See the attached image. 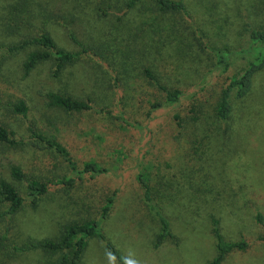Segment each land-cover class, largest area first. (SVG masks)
Returning <instances> with one entry per match:
<instances>
[{
    "label": "rangeland",
    "instance_id": "rangeland-1",
    "mask_svg": "<svg viewBox=\"0 0 264 264\" xmlns=\"http://www.w3.org/2000/svg\"><path fill=\"white\" fill-rule=\"evenodd\" d=\"M44 1H52L54 16H59L64 0ZM103 1L93 0L83 9L86 26L79 25L80 31L75 28L78 41H86L91 36L107 39L106 32L115 23V17L114 14H103V10H107ZM16 2L0 0V10L4 5ZM185 4L189 16L181 31L189 40H192V34L200 33L205 38L204 42L215 49H237L243 45L245 15L256 25L264 22V17L253 12L251 0H185ZM65 7L71 8L70 5ZM71 14L73 12L69 11L68 17ZM146 14L144 21L149 26L155 20L150 12ZM121 15L137 21L133 14ZM43 22L42 17L34 20L33 35L43 29ZM125 24L121 22L124 27ZM3 25L1 22L0 59L10 41L24 38V32L22 35L7 34ZM148 26L145 27L148 29ZM48 29L60 44L74 48L72 39L56 22L51 21ZM167 34L168 31H164V38L158 37L161 42L167 40L166 44L169 42ZM164 43L160 45H166ZM166 46L172 49L171 45ZM168 47L162 48L163 55H166L164 62L160 59L158 62L170 71L171 67L166 66L174 60L167 61L173 51L167 54ZM24 55L25 52L20 50L17 55L7 58L0 68V118L17 142L14 147H0V180L15 182L11 176L14 166L20 167L30 179L43 177L57 181L70 174L62 157L40 148L30 138L29 127L56 138L69 149L78 164L95 162L109 170L110 175L98 181L97 186L94 182L86 184L99 189L98 193L87 190L78 194L77 190L58 188L51 190L37 208L27 203L24 211L13 221L0 223L2 236L6 227H10L8 236L17 244L28 239H54L67 223L87 218L89 214L96 217L101 202L99 192L117 189L115 204L102 224V231L122 255L131 249L143 264L209 263L217 255L214 221L228 242H238L243 237L261 238L262 232L257 228L255 216L257 213L264 215V74L256 85L257 93L237 104L234 120L229 124L231 135L224 145L214 147L208 160H194L191 172L184 168L193 178L189 180L184 178L180 169L181 164L185 167L182 163L184 147L179 148L173 140V116L180 113V106L156 112L149 120L145 102L151 99L152 92H149L142 96L140 101H145H139V105L130 104L122 120L118 118L122 115L121 110L113 108L114 102L111 108L113 115L107 118L95 114L106 104L101 99L103 94L95 89L94 71L89 63L82 61L70 68L67 77L60 80L51 77L49 63L25 77L21 69ZM169 77L178 80L181 86L190 84L184 75L175 77L171 73ZM64 92L83 99L94 98V109L80 115L51 108L48 94ZM19 102L26 103L28 107L26 118L14 112ZM141 172L150 179L154 195L169 217L175 235L158 248L156 241L160 225L145 204L144 191L138 180ZM197 183L205 186L198 192L193 189ZM257 245L250 250L229 254L222 264H264V243ZM105 248L104 242L92 239L81 264H107ZM14 256L9 264H49L55 259V256L40 250Z\"/></svg>",
    "mask_w": 264,
    "mask_h": 264
},
{
    "label": "trees",
    "instance_id": "trees-1",
    "mask_svg": "<svg viewBox=\"0 0 264 264\" xmlns=\"http://www.w3.org/2000/svg\"><path fill=\"white\" fill-rule=\"evenodd\" d=\"M92 1L64 0L59 16H54L52 1L17 0L15 4L4 5L0 10V24L4 23V31L14 35H22L24 32V38L10 41L8 47H5L7 50L0 59V68L5 65L7 58L23 50L25 55L21 58V69L25 77L41 65L49 63L51 77L60 80L67 77L70 68L85 61L94 71L93 84L100 95L103 94L101 99L106 104L95 114L107 118L113 115L111 108L114 102L113 108L121 110L122 115L118 118L122 120L130 104L139 105L145 101H140L142 96L149 92H152L151 99L145 101L149 109L146 117L149 120L153 119L156 112L180 106V113L173 116V140L179 148L184 147L185 158L182 163H185V167L181 164V174L184 178L193 179L184 168L191 172L194 160H208L212 157L211 150L214 147L224 145V141L231 135L229 124L234 120L237 104L245 102L258 91L256 85L259 77L264 74V22L257 25L251 23L244 14L243 45L237 49H215L204 42L205 38L200 33L199 36L192 34L193 38L189 40L186 33L181 31L189 16L185 0H104L107 10H103V14H114L115 17V23L106 32L107 39L91 36L81 42L76 37V29L80 31L79 25L86 26V18H83L82 12ZM65 5H70L71 8H66ZM251 5L256 15L264 17V0H251ZM69 11L73 12L70 17ZM148 12L155 20L149 26L144 21ZM121 14H133L137 21ZM86 15L87 12L84 16ZM39 17L44 18L43 29L33 35L36 27L34 20ZM51 21L66 31L74 48H67L56 40L48 29ZM117 21L120 23H116ZM121 22L126 23L125 27ZM89 26L88 20V28ZM164 31H168L167 44L172 49L164 43L167 40L161 42L158 38H164ZM160 43L166 45L161 46ZM76 47L78 50H75ZM165 47H168L167 54L173 50L172 56L167 57V61L174 60L166 66L171 67L170 71L160 63L165 60L166 55H163L162 50ZM171 73L175 77L184 75L190 84L185 87L179 85L178 80L174 81L169 77ZM48 99L51 108L67 114L84 115L93 110V104H96L92 97L83 99L67 92L50 93ZM14 112L26 118L29 111L26 103L19 102L15 105ZM29 131L30 138L40 148L51 150L64 159L70 174L57 181L43 177L30 179L20 167H12L11 176L15 182L0 180V223L13 221L24 211L27 203L30 207L37 208L51 190L68 188L77 190L78 194L87 190L98 193L99 189L90 188L86 184L94 182L97 186L98 181L110 175L109 170L95 162L78 164L69 149L56 138L36 130L35 127H29ZM16 144L13 133L0 118V147H14ZM138 180L144 191L145 204L160 225L156 241L158 248L166 240L175 237L171 221L154 195L148 176L141 172ZM204 187L203 183H197L193 189L198 192ZM118 192L117 189L99 192L101 202L97 216L89 214L87 218L67 223L54 239H28L17 244L14 238L11 240L8 236L10 227H6L3 236L0 234V264H9L14 255H28L37 250L55 256L49 264H81L89 242L94 238L104 242L106 248H111L117 257L122 256L102 231V224L108 218ZM255 221L262 232L261 238L256 240V237H243L238 242L226 241L217 221H214L217 255L207 264H222L229 254L250 250L256 244L264 243V215L257 213Z\"/></svg>",
    "mask_w": 264,
    "mask_h": 264
},
{
    "label": "clouds",
    "instance_id": "clouds-1",
    "mask_svg": "<svg viewBox=\"0 0 264 264\" xmlns=\"http://www.w3.org/2000/svg\"><path fill=\"white\" fill-rule=\"evenodd\" d=\"M104 256L107 264H143L135 251L129 250L126 254L117 257L111 248L104 249Z\"/></svg>",
    "mask_w": 264,
    "mask_h": 264
}]
</instances>
